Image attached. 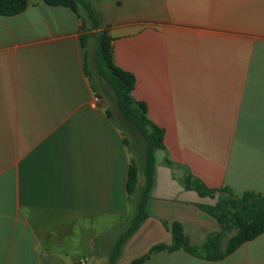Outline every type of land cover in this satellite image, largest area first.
<instances>
[{
  "label": "crops",
  "instance_id": "0c3cea01",
  "mask_svg": "<svg viewBox=\"0 0 264 264\" xmlns=\"http://www.w3.org/2000/svg\"><path fill=\"white\" fill-rule=\"evenodd\" d=\"M89 1L115 63L136 77L133 97L165 131L149 216L117 264L170 245L175 222L202 244L220 225L199 205L216 200L187 190L188 174L209 189L264 194V0ZM79 13L30 0L0 16V264H73L77 249L108 264L138 210L145 144L93 77L98 31ZM133 160L139 186L129 196ZM145 264H264V234L221 261L180 250Z\"/></svg>",
  "mask_w": 264,
  "mask_h": 264
},
{
  "label": "trees",
  "instance_id": "16d2710c",
  "mask_svg": "<svg viewBox=\"0 0 264 264\" xmlns=\"http://www.w3.org/2000/svg\"><path fill=\"white\" fill-rule=\"evenodd\" d=\"M38 1L52 7L69 8L79 16L80 8L85 10L88 20L92 23V30L98 31L94 34L98 43L94 58L96 73L112 90L121 114L135 128L145 144L144 183L141 187L138 210L129 227L117 238L109 256L108 264H117L126 243L141 228L149 216L147 202L154 185L155 154L159 150H165V131L148 119L146 103L133 97L137 82L136 77L132 72L122 69L115 63L114 39L110 36L108 28L101 27L99 14L94 9L93 3L89 0ZM29 3L30 0H0V16L19 15L27 9ZM91 35L84 34L81 36V44L85 51H87L88 40ZM85 54L87 57V52ZM86 71L89 74L88 68ZM94 90L97 92L96 87ZM106 111L107 115L112 117L111 111L109 109ZM125 143L129 144L128 141ZM138 186L139 168L133 160L127 180L128 195L134 194ZM185 187L187 190L195 191L201 198L216 200L213 205H199V208L217 220L220 231L209 235L202 244L196 245L185 234L182 224L175 222L171 227L172 242L170 245H155L148 254L133 260L130 264H145L156 253H173L180 250L208 261H221L232 255L245 243L264 234V194L254 192L236 194L228 188L209 189L191 174L185 177Z\"/></svg>",
  "mask_w": 264,
  "mask_h": 264
},
{
  "label": "rangeland",
  "instance_id": "374dc122",
  "mask_svg": "<svg viewBox=\"0 0 264 264\" xmlns=\"http://www.w3.org/2000/svg\"><path fill=\"white\" fill-rule=\"evenodd\" d=\"M85 15H86V13H85ZM94 45H95V43H94ZM90 51L91 52H94L95 51V46H94V48L93 47H91L90 48ZM93 54V53H92ZM90 68H91V71H92V73H93V77H95V76H97V73H96V70H95V67H94V63H93V65H91L90 66ZM98 77V76H97ZM113 97V98H112ZM113 99V100H112ZM107 100H108V102H109V105L110 106H116L117 107V101H116V97H115V95H114V93L112 92V90H111V96H109V97H107ZM127 132V131H126ZM141 144V143H140ZM143 145V144H142ZM139 146V145H138ZM141 147V146H140ZM216 203V201L214 202V204ZM129 227V225L126 223L124 226H122L121 227V229H120V232H119V235L120 234H122L123 232H124V228H128ZM125 229V230H126ZM119 237V236H118ZM89 255H90V253H89ZM87 255H86V252H84V251H82V250H80V249H77L74 253H71L70 254V258H72L73 259V264H76V262H78V261H80V260H84V259H86V258H88V257H86ZM90 258H92V253H91V255H90ZM93 262L94 261H91L90 263H87V264H93Z\"/></svg>",
  "mask_w": 264,
  "mask_h": 264
},
{
  "label": "built area",
  "instance_id": "2783aa9c",
  "mask_svg": "<svg viewBox=\"0 0 264 264\" xmlns=\"http://www.w3.org/2000/svg\"><path fill=\"white\" fill-rule=\"evenodd\" d=\"M103 99L101 96H99L98 94H95L93 96V99H92V103H91V106L95 109L101 107L103 105ZM88 258L84 259V260H80L78 262V264H87L88 263Z\"/></svg>",
  "mask_w": 264,
  "mask_h": 264
}]
</instances>
